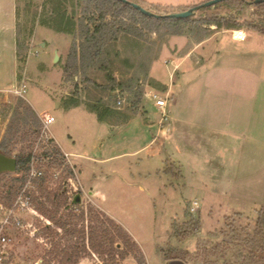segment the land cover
<instances>
[{
    "label": "rangeland",
    "instance_id": "obj_1",
    "mask_svg": "<svg viewBox=\"0 0 264 264\" xmlns=\"http://www.w3.org/2000/svg\"><path fill=\"white\" fill-rule=\"evenodd\" d=\"M147 1L149 3L144 1L143 4L152 11L168 13L210 0ZM23 7V0H0V91L19 86L24 81L28 86L25 102L36 112L40 122L47 114L55 118L50 134L64 151L74 154L68 159L74 171V177L67 181L68 196L76 198L80 195V208L92 206L122 226L139 245L138 254L143 257V264H163L165 253L170 248L188 251L187 264H206L205 250L211 252L224 238L254 236L260 213L264 212V168H254L246 160L245 173L242 166L230 174L231 168L225 165L217 170L214 163L210 167H202L200 163L206 162V159L191 161V166L166 156L157 148L142 149L154 135L160 120L150 93L156 91L162 98L166 97L163 90L176 76L173 73L175 63L171 65V61L175 55L185 54L198 43L194 34L151 35L149 42L123 36L112 49V52L120 54L110 63L109 72L112 74L97 64L87 74L77 76L75 81H65L64 67L72 45L71 37L37 27L31 38L24 32L21 49L16 52L15 29L22 25L25 30ZM218 9L202 15L196 12L195 16L207 19L217 12H231L237 20L238 26L235 27L246 31L247 36H254L253 45L242 46L248 53L259 56L260 69L264 74V35L247 29V24L259 20L255 7L242 9L236 4H225ZM205 30L210 35L214 30L218 31L214 26ZM214 44L217 45V42ZM55 49L60 54L57 63L54 62ZM18 55L26 57L24 65L19 63ZM165 61L169 63L165 64ZM148 68L149 74H144ZM111 76L116 78L117 84L127 85V93L122 94L118 86L115 92L109 91V87L114 85L109 81ZM133 86L143 91L141 100L132 98ZM2 97L0 93V139L11 115V110L3 113L5 104L12 102L15 106L18 103V97L10 96L7 103L2 101ZM147 116L156 120L152 129ZM170 121L160 127L162 132L168 133ZM42 141L41 129L34 147L37 155L41 153ZM137 150L136 154H131ZM19 151L20 147H17L12 156L16 157ZM80 156L84 158L78 159ZM109 156L118 157L102 161ZM259 161L264 163V155ZM38 166L36 161L33 169ZM63 170V167L59 170L58 179L54 178L56 184L63 178ZM4 175H8L3 177L5 182L16 176ZM194 202L198 203L195 210L192 209ZM17 215L24 225L32 227L26 230L11 219V224L1 233L10 240L5 247L0 246L4 257L2 263L41 264L52 243L50 237L39 234V226L45 218L33 206ZM7 216L8 210L0 206V228ZM191 219L200 220L199 232L191 230L178 239L171 237L175 221L182 224ZM85 225L88 229L94 224L86 222ZM191 227L196 229L197 225L192 224ZM237 252V246L233 245L226 261H234L233 256ZM210 258L216 260L215 256ZM104 259L107 261L99 259L89 250L78 264H138L134 254L116 262H111L108 257ZM224 263L225 260L216 264Z\"/></svg>",
    "mask_w": 264,
    "mask_h": 264
},
{
    "label": "trees",
    "instance_id": "obj_2",
    "mask_svg": "<svg viewBox=\"0 0 264 264\" xmlns=\"http://www.w3.org/2000/svg\"><path fill=\"white\" fill-rule=\"evenodd\" d=\"M23 16L26 17L25 30L22 25L16 28V52L21 49V39L24 32L31 38L37 27L64 34L72 38V45L64 67L65 81L76 80L80 74L100 64L109 72L112 58L119 57V52L112 49L121 37L136 38L149 42L151 35L165 36H191L194 34L200 42L207 38L208 30L213 26L221 29L225 26L237 28V20L232 13L217 12L210 18H197L195 14L186 19L156 18L142 14L130 3L141 5L155 15H166L174 12L187 11L194 6H183L174 12L159 13L152 11L143 3L145 0H23ZM35 3H38L35 6ZM225 4H236L239 8L255 7L259 20L247 24V29L264 35V2L256 3L254 0H228L218 5L201 9L199 14L208 13L210 10L218 11ZM29 27V28H28ZM26 37V36H25ZM114 53V55H113ZM19 56V63L26 62L25 56ZM150 66V64H149ZM144 74H149V68ZM87 79V78H86ZM88 81V80H87ZM109 81L114 85L109 91L115 92L116 86L121 93H127V85L117 84L112 76ZM100 88V85H97ZM78 87V86H76ZM132 98L141 100L143 91L131 88ZM165 89L163 90V92ZM18 103L5 104L4 114L11 110L10 120L0 139V152L12 156L17 147L20 151L16 154L17 172L15 177L3 181L0 176V206L10 210L19 193L27 184L34 163L39 166L37 172L42 176L32 178L31 197L32 206L45 218L40 228V235L51 238V249L48 250L41 264H78L80 259L91 250L99 259L111 262L125 260L132 254L138 264H143L140 248L134 238L113 219L105 213L89 206L80 208L75 204V198L68 196L67 181L74 177L73 168L66 162L65 154L54 140L42 141L41 153L35 154V143L40 135L42 123L36 112L25 102L17 98ZM63 167L62 179L54 182V177ZM67 174L66 176H63ZM11 176V175H10ZM80 193V192H76ZM191 213V212H190ZM192 215V214H191ZM86 222H89L88 229ZM192 224L197 225L194 229ZM257 232L254 236L245 239L224 238L222 243L215 248L205 250V262L216 264L225 260L224 264H264V212L260 213L257 222ZM199 232L200 220H189L182 224L175 221L172 225V238L178 239L181 235L190 232ZM38 234V235H39ZM55 241V242H53ZM237 246L238 252L234 254V261L229 262L227 255L232 246ZM204 254V253H203ZM216 260H211L210 256ZM188 251L170 248L165 253V260L181 259L188 262ZM207 259V260H206ZM6 264V263H2Z\"/></svg>",
    "mask_w": 264,
    "mask_h": 264
},
{
    "label": "crops",
    "instance_id": "obj_3",
    "mask_svg": "<svg viewBox=\"0 0 264 264\" xmlns=\"http://www.w3.org/2000/svg\"><path fill=\"white\" fill-rule=\"evenodd\" d=\"M234 30L232 27L214 30L185 54L174 56L176 76L171 79L170 75L171 84L163 92L171 96L170 130L167 134L162 132L159 120L157 130L142 149L157 148L191 166V161L206 159L200 163L202 167L214 163L217 170L225 165L231 168L230 174L242 166L245 173L246 160L254 168H264V163L259 161L264 155V74L259 56L248 53L242 46L253 45L254 36L241 42L233 38ZM155 110L160 114L156 107ZM146 120L152 129L156 120L150 116ZM59 147L64 154L74 155ZM209 159L213 162H208ZM193 169L197 171L196 167Z\"/></svg>",
    "mask_w": 264,
    "mask_h": 264
},
{
    "label": "built area",
    "instance_id": "obj_4",
    "mask_svg": "<svg viewBox=\"0 0 264 264\" xmlns=\"http://www.w3.org/2000/svg\"><path fill=\"white\" fill-rule=\"evenodd\" d=\"M233 38L235 40H238L241 42H246L248 40V36L246 34V31L241 30L239 28H237L233 31ZM168 63H169V61H165V64H168ZM173 63H174V61H171V65ZM177 69H178V67L174 66V69H173L174 74H175ZM0 93L3 94L2 101L6 102V103L9 102L10 96L26 99V95L28 93V86L23 81L20 83L19 86H15V87H13L9 90H6L4 92L0 91ZM165 96H166L165 98H162L161 95L159 93H157L156 91H152L150 93L151 99L155 102V107L160 112V123H159L160 127H164L165 125H167L169 123V120H170L169 119L170 118L169 112L167 111V109H168V101L170 100L171 96L169 93L165 94ZM118 103L120 104V102H118ZM41 123H42V139L44 141L54 140L52 135L50 134V127L55 123V118L50 114L44 115L41 118ZM65 157L67 159L66 160L67 163H69L68 159L70 156L68 154H65ZM40 176H42V172H37L36 170L32 169L27 184L25 185L24 189L17 196L12 208L10 210H8V216L6 217L4 222H2L1 228H0V230H1L0 231V246L3 245V247H5L8 244V242L10 241L9 237L2 235L1 233L6 226L11 224V219L15 220L16 225H18V226H20L26 230H29L32 227V225H24L23 221L19 218V216L17 214L20 212H26L27 210L31 209L32 203H31V197H30L29 193L31 192L32 189H34V186L32 185V178L40 177ZM58 177H59V174H56L54 178L58 179ZM193 204H194V206L192 209L195 210V207H197L198 203L194 202ZM16 212H17V214H16ZM3 259H4L3 252L0 251V264L2 263Z\"/></svg>",
    "mask_w": 264,
    "mask_h": 264
},
{
    "label": "water",
    "instance_id": "obj_5",
    "mask_svg": "<svg viewBox=\"0 0 264 264\" xmlns=\"http://www.w3.org/2000/svg\"><path fill=\"white\" fill-rule=\"evenodd\" d=\"M126 3H130L127 0H121ZM228 0H210L208 2L202 3L198 6H194L190 8L187 11L183 12H176V13H171V14H166L163 16L160 15H155L152 12L146 10L143 8L141 5L136 4V3H130L136 10L140 11L142 14L150 17H156V18H171V19H186L189 17H192L196 12L200 11L201 9L212 7L215 5H218L222 2H226ZM256 3H263L264 0H254ZM42 46H45L44 44ZM54 57H55V63L59 62L60 60V54L59 52L55 49L54 51ZM17 172V158L15 156H7L0 152V176L4 174H15ZM81 202V197L80 195H77L74 203L79 204ZM163 264H187L183 260L179 259H174V260H166L164 261Z\"/></svg>",
    "mask_w": 264,
    "mask_h": 264
}]
</instances>
